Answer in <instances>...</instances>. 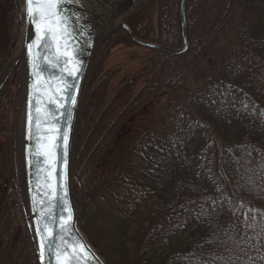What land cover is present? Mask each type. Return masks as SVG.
I'll list each match as a JSON object with an SVG mask.
<instances>
[{"label":"trees","instance_id":"1","mask_svg":"<svg viewBox=\"0 0 264 264\" xmlns=\"http://www.w3.org/2000/svg\"><path fill=\"white\" fill-rule=\"evenodd\" d=\"M180 1L145 0L126 22L142 39L181 47ZM186 19L188 50L151 49L109 103L113 73L97 78L94 69L88 80L73 189L83 204L81 228L108 264H264V0H187ZM9 52L0 49V69ZM190 81V105H166L99 164L128 116ZM6 111L0 134L11 140ZM9 171L15 178L12 163ZM18 198L13 183L2 203L7 238L8 225L24 217Z\"/></svg>","mask_w":264,"mask_h":264},{"label":"water","instance_id":"2","mask_svg":"<svg viewBox=\"0 0 264 264\" xmlns=\"http://www.w3.org/2000/svg\"><path fill=\"white\" fill-rule=\"evenodd\" d=\"M144 0H78L67 7L75 14L72 21L75 40L65 49L56 44L45 45L39 39L40 31L35 22L27 17V0H21L22 27L17 45L20 52L10 63L7 62L1 77L0 88L12 70L20 65V87L15 127V148L20 197L30 229L38 264H57L51 253L40 257L39 238L34 230L38 212L51 213L53 218L66 215L70 210L75 229L90 246L99 264H108L90 242L81 228L83 204L73 190V168L79 117L86 86L97 55L105 43L118 31H125L138 45L169 54H182L189 48L187 39L186 2L180 1L182 47L171 48L137 36L126 23V17ZM35 6V5H34ZM16 45V46H17ZM29 45L33 47L29 48ZM16 48V47H15ZM67 51V57L63 53ZM12 55V54H11ZM59 57L60 62L57 63ZM76 76L69 77L66 69L75 70ZM66 84L75 87L67 93L57 92ZM66 96V99H60ZM74 98V102L72 99ZM65 107L60 108L59 104ZM34 123L29 124V116ZM55 117V119H53ZM66 134L67 140L62 139ZM56 138V147L49 149ZM40 156V162L37 156ZM55 157V158H54ZM23 167H22V165ZM21 167V169H20ZM51 173V176L48 174ZM61 184L60 190L49 193L47 184ZM59 196V199L56 197ZM43 201V203H39ZM56 230V225L49 223ZM96 264V261H92Z\"/></svg>","mask_w":264,"mask_h":264},{"label":"rangeland","instance_id":"3","mask_svg":"<svg viewBox=\"0 0 264 264\" xmlns=\"http://www.w3.org/2000/svg\"><path fill=\"white\" fill-rule=\"evenodd\" d=\"M155 15V10L152 12ZM18 25V26H17ZM22 27V8L20 6V0H0V49L8 48L9 55L8 58L0 69V77L7 66V62L13 53L21 33ZM16 35V36H15ZM123 36H118L110 40L105 47L99 52L98 58L95 61L92 71L97 70V78L107 77V75L112 72L113 75L111 79L107 81L105 88V104L109 103L120 85L125 79L132 75L140 65L145 62V60L154 55V51L147 47L137 45L135 43L125 42ZM143 80L138 82L130 94L125 96L120 103V106L109 115L107 120L104 122V128L112 122L123 105L126 103L128 97L141 87ZM19 87H20V65L16 66L12 72L7 77L5 83L0 89V111L7 110L5 112V120L9 121L13 126L12 139L9 140L3 133L0 134V209H3L4 197L14 184L18 187L19 198L18 204L22 207V212L24 214V209L20 197V189L18 182L17 173V160H16V148H15V127L17 119V106L19 98ZM193 91H196L194 84L190 81L184 90L175 91L172 93H167L155 97L153 100L146 103L138 111L132 113L128 116L123 123L118 128V134L113 139L110 148L107 150L106 154H101L100 165L104 164L105 161L112 155L117 147L123 145L132 136L140 134L151 122L160 114L163 107L179 105L181 103L191 104L190 98L193 96ZM95 109V108H94ZM94 109L89 110V118L87 121L92 122L91 115L94 113ZM82 111V110H81ZM81 117V113H80ZM79 117V123H80ZM88 127V130H87ZM79 129V124H78ZM90 132V126L85 128L86 145L89 141L88 136ZM88 134V135H87ZM78 136V132H77ZM6 137V138H4ZM77 141V138H76ZM87 148V146H86ZM76 151V147H75ZM75 160V155H74ZM9 163L13 164L14 171H16L15 178L11 175L9 171ZM74 172V168H73ZM21 220V219H20ZM1 220L0 222H2ZM18 222V220L16 221ZM9 224L7 229L13 228L17 223ZM21 222V221H20ZM18 222V224L20 223ZM26 222V217L24 214V220ZM13 223V222H11Z\"/></svg>","mask_w":264,"mask_h":264},{"label":"snow or ice","instance_id":"4","mask_svg":"<svg viewBox=\"0 0 264 264\" xmlns=\"http://www.w3.org/2000/svg\"><path fill=\"white\" fill-rule=\"evenodd\" d=\"M77 2L78 0H27L26 15L30 21L35 22L36 28L40 31L39 39L42 42L39 45L40 47L55 43L57 51H59L60 47L66 49L75 40L72 27L75 14L67 5ZM32 47L33 45H29L30 50ZM63 55L67 57V51ZM59 62L58 57L57 63ZM66 71L69 77L74 78L79 71V67L75 68V70L66 69ZM74 87L72 84H66L63 89L57 88L56 91L67 93ZM60 99H66V96H61ZM71 99L74 102V98ZM59 107L64 108L65 104L60 103ZM32 123L34 121L30 114L29 124ZM52 139L53 143L50 146L49 154H51V148L57 146L56 138L53 137ZM62 139L67 140L66 134ZM40 159L41 157L38 155L37 161L40 162ZM48 175L51 176V173ZM61 187V184L53 186L48 183L49 192H45L43 195L47 196L49 193L57 192ZM56 199H59V196ZM39 203L42 204L43 201ZM49 223L56 225L55 231L49 227ZM33 226L39 238L42 261L45 259L46 253H51L55 256L57 264H92V261H96V264H99L90 246L84 242L83 237L75 229L70 210H66V215L59 218H53L51 213L38 212Z\"/></svg>","mask_w":264,"mask_h":264},{"label":"flooded vegetation","instance_id":"5","mask_svg":"<svg viewBox=\"0 0 264 264\" xmlns=\"http://www.w3.org/2000/svg\"><path fill=\"white\" fill-rule=\"evenodd\" d=\"M1 216L0 209V221L3 220L0 222V264H38L29 227L23 222L24 217L14 226L15 233L12 228V235L7 238L1 232V229L5 231V219Z\"/></svg>","mask_w":264,"mask_h":264},{"label":"bare ground","instance_id":"6","mask_svg":"<svg viewBox=\"0 0 264 264\" xmlns=\"http://www.w3.org/2000/svg\"><path fill=\"white\" fill-rule=\"evenodd\" d=\"M20 6L22 7V5H21V0H20ZM19 52H20V46L17 45L16 48L14 49L12 55H11L10 63H9V65L7 66V68L12 64V62H13L14 59L17 57V55L19 54ZM21 165H22V163H21ZM22 167H23V165H22ZM20 169H21V167H20Z\"/></svg>","mask_w":264,"mask_h":264}]
</instances>
